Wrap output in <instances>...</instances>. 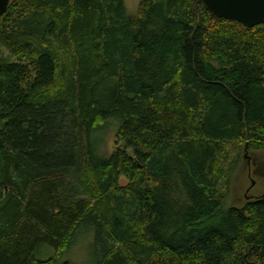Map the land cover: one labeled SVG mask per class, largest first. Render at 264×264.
<instances>
[{
    "label": "trees",
    "instance_id": "1",
    "mask_svg": "<svg viewBox=\"0 0 264 264\" xmlns=\"http://www.w3.org/2000/svg\"><path fill=\"white\" fill-rule=\"evenodd\" d=\"M0 46V264H81L80 234L90 264H264V192L221 191L227 148L264 152L263 24L199 0L133 17L124 0H10Z\"/></svg>",
    "mask_w": 264,
    "mask_h": 264
},
{
    "label": "rangeland",
    "instance_id": "2",
    "mask_svg": "<svg viewBox=\"0 0 264 264\" xmlns=\"http://www.w3.org/2000/svg\"><path fill=\"white\" fill-rule=\"evenodd\" d=\"M124 3L126 15L135 16L139 0H124ZM0 55L9 61L13 60L8 49L4 46H0ZM116 128L117 123L111 121L108 122L107 128L104 130L102 151L106 155H109L118 145L115 137ZM235 160L236 162H234ZM224 169L228 175L224 179L227 184L226 186L225 183L222 184L221 191L223 188L228 189L224 200L227 206H240L246 201V197H255L264 192V152L250 150L245 152L241 148L238 152L237 149L229 147L225 152ZM86 239L87 235L85 234L77 236L66 257L76 263L90 264L92 258ZM44 252L40 251L39 255H46L43 254Z\"/></svg>",
    "mask_w": 264,
    "mask_h": 264
},
{
    "label": "water",
    "instance_id": "3",
    "mask_svg": "<svg viewBox=\"0 0 264 264\" xmlns=\"http://www.w3.org/2000/svg\"><path fill=\"white\" fill-rule=\"evenodd\" d=\"M10 0H0V17ZM210 14L228 20H234L245 27L264 25V0H199ZM246 264H259L248 261Z\"/></svg>",
    "mask_w": 264,
    "mask_h": 264
}]
</instances>
